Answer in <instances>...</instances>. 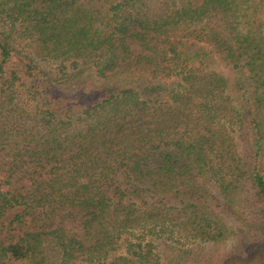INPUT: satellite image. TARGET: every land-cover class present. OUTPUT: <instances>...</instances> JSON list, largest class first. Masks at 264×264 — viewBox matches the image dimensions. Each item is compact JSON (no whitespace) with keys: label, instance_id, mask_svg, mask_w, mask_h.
<instances>
[{"label":"trees","instance_id":"trees-1","mask_svg":"<svg viewBox=\"0 0 264 264\" xmlns=\"http://www.w3.org/2000/svg\"><path fill=\"white\" fill-rule=\"evenodd\" d=\"M10 210L0 264H264V0H0Z\"/></svg>","mask_w":264,"mask_h":264},{"label":"rangeland","instance_id":"rangeland-1","mask_svg":"<svg viewBox=\"0 0 264 264\" xmlns=\"http://www.w3.org/2000/svg\"><path fill=\"white\" fill-rule=\"evenodd\" d=\"M15 214V211L13 210H10V211H7L4 216L0 219V225H1V237H5L7 236V231H8V223L9 221L12 219V217L14 216ZM64 213H61V215H63ZM76 221H77V218H74V219H64L63 220V228H64V231H65V234L66 235H69V236H73V237H76V238H81L83 233L82 231L76 226ZM46 264H61L59 262V259H58V256L55 252H53V250L51 249L49 251V253L47 254L46 256ZM170 260L172 261L173 263V258L170 257ZM76 264V263H75Z\"/></svg>","mask_w":264,"mask_h":264}]
</instances>
